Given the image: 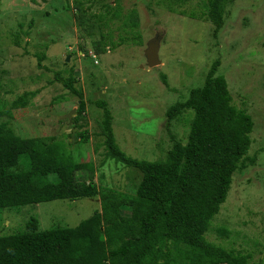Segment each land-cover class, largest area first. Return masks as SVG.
<instances>
[{"label": "rangeland", "instance_id": "obj_1", "mask_svg": "<svg viewBox=\"0 0 264 264\" xmlns=\"http://www.w3.org/2000/svg\"><path fill=\"white\" fill-rule=\"evenodd\" d=\"M207 1L149 0L145 7L132 0H0V124L22 139L55 137L74 149L85 147L99 188L91 198L0 211V237L25 232L32 217L41 231L78 227L102 212L107 193L135 198L143 173L108 156L96 102L108 103L116 142L128 157L167 160L173 137L186 144L194 120L187 111L169 129L168 110L203 88L219 62L216 76L225 78L234 106L253 117L255 129L245 167L234 176L206 239L250 255V264H264V0H229L217 34ZM157 34H164L163 65L152 69L145 51ZM57 75L75 79L85 112ZM25 93L37 96L16 109ZM73 112L71 120H61ZM83 133L89 134L86 146Z\"/></svg>", "mask_w": 264, "mask_h": 264}, {"label": "trees", "instance_id": "obj_2", "mask_svg": "<svg viewBox=\"0 0 264 264\" xmlns=\"http://www.w3.org/2000/svg\"><path fill=\"white\" fill-rule=\"evenodd\" d=\"M132 1L150 6L149 0ZM228 1L208 0L205 6L216 34L223 28ZM219 66L214 64L203 88L192 90L187 101L168 110L169 129L187 111L194 112V120L186 144L173 137L167 160L128 157L116 142L108 103L96 102L103 111L108 156L143 173L136 197L103 195L102 212L75 228L41 231L32 217L25 232L0 237V264H250V255L206 239L234 176L245 167L255 129L253 117L234 106L225 78L216 76ZM57 80L79 98V111L85 112L87 103L75 79L64 81L57 75ZM162 80L169 87L165 75ZM36 96L25 93L14 107L24 109ZM81 136L86 146L89 134ZM23 164L26 168L20 170ZM95 176L85 147L77 150L55 137L22 139L7 123L0 124V211L95 197Z\"/></svg>", "mask_w": 264, "mask_h": 264}, {"label": "water", "instance_id": "obj_3", "mask_svg": "<svg viewBox=\"0 0 264 264\" xmlns=\"http://www.w3.org/2000/svg\"><path fill=\"white\" fill-rule=\"evenodd\" d=\"M164 34H157L147 45L145 51V58L147 61V67L155 69L163 65L160 59L161 44L163 41ZM74 112L66 117H62L61 120H71L74 116Z\"/></svg>", "mask_w": 264, "mask_h": 264}]
</instances>
